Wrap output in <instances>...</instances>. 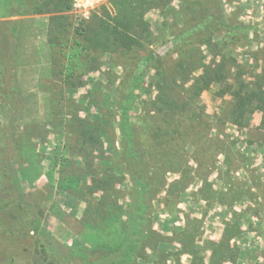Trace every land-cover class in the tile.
Masks as SVG:
<instances>
[{"label": "rangeland", "instance_id": "1", "mask_svg": "<svg viewBox=\"0 0 264 264\" xmlns=\"http://www.w3.org/2000/svg\"><path fill=\"white\" fill-rule=\"evenodd\" d=\"M8 1L0 0V23H16L9 22L12 62L10 66L0 62V150L6 144H15V179L8 168L5 191L9 195L13 190L29 195L34 206L43 211L42 228L62 249L75 255L93 235L81 222L85 202L76 193L86 185L96 190L92 197L99 199V186L91 185L109 173L119 193L117 203L122 216L130 200L131 181L119 159L118 127L119 107L126 101L123 97L129 82L128 66L136 64V59L132 56L129 60L112 51L82 50L87 45V27L94 29L97 19L107 22L114 14L111 0H71L70 11L60 14H29L34 9L29 8L33 0L20 9L10 7ZM192 3L197 15L204 8L211 9L235 33L223 30L213 35L217 46L210 49L195 41L190 43L185 50L192 51L194 58L200 57L202 66L192 70L189 77L172 80L167 86L164 81L158 84L160 78L154 64H138L143 66L137 77L139 82L133 84L125 104L135 138L146 143L148 154L175 149L177 161L184 162L188 169L183 173V177L189 174L186 188L177 199L169 197L167 190L169 184L181 178L182 171L164 172L162 181L166 185L158 194L160 202L152 203L151 227L167 237L171 236L170 227L193 234L202 258L200 264H208L211 249L205 248L206 239L211 240L208 237L214 235L216 240L210 241L214 245L220 241L225 225L239 223L240 233L228 243L238 251V257L234 262L221 264H264V131L259 128L262 113L253 112L245 123L234 124L229 115L232 97L227 88L221 90L217 83H211L197 95L193 84L203 67L223 58L234 59L244 73V83L253 81L264 69V0H171L163 9L149 10L144 19L152 33L160 29L169 35L193 17L188 12ZM15 12L24 14L10 16ZM60 22L65 23L62 31L54 33ZM58 35L61 44L67 46L64 59L54 46ZM176 59L178 53H172L164 63L178 64ZM70 72L73 76L68 78ZM235 72L232 69L230 75L227 73L224 82L231 89ZM6 75H10L9 81ZM161 94L168 99H162V103L168 101L177 108L168 111L158 101ZM172 115L184 121L174 136L167 129L175 125ZM80 127H98L101 131L91 158L92 174H87L84 156L78 150ZM184 127H191L189 130L194 132L186 134L188 129ZM158 143L161 145L156 149ZM172 157L170 153L166 159ZM166 159L163 162L170 163ZM62 175L68 177L64 182ZM167 199L173 201L170 208L166 207ZM249 222L254 226L252 233L248 231ZM27 250H14V264H31ZM148 253L150 259L141 264H174L176 254L179 264H189L193 257L182 252V245L173 239Z\"/></svg>", "mask_w": 264, "mask_h": 264}, {"label": "trees", "instance_id": "2", "mask_svg": "<svg viewBox=\"0 0 264 264\" xmlns=\"http://www.w3.org/2000/svg\"><path fill=\"white\" fill-rule=\"evenodd\" d=\"M28 0H9V6L21 8L25 6ZM71 0H33L30 1L29 14L40 13H64L71 9ZM171 0H111V6L114 14L111 17L106 13L109 21L104 22L97 19L98 23L94 29L90 26L85 30V38L87 45H83L82 50L95 49L101 51H112L124 55V58H132L135 56L136 64L128 66L129 82L125 86V98L128 101L130 90L133 84L139 82L138 74L141 71L142 65L154 64L157 74L160 78L158 84H163L164 81L167 85L171 84L172 80L178 78L189 77L191 71L202 66V59L200 57H192L190 50L185 48L193 41L199 45L206 46L208 49L213 46L216 47L217 43L213 42V35L218 32L222 33L223 30H228L235 33L233 27H228L218 19L216 13L210 9H205L200 12H193L192 5L188 8L191 16L188 20L183 22L181 28L171 31L169 35L164 34L163 30L157 29L153 32L149 28V24L144 19L145 14L151 9H163L170 3ZM198 6V4H197ZM27 13V12H25ZM21 13L15 12L10 16H18ZM24 14V13H22ZM21 14V15H22ZM61 17H58L60 19ZM9 22L15 24V21H8L0 23V62L7 63L10 66L12 62V48L13 45L10 39ZM228 23V22H227ZM65 23H58L54 27V33L62 31ZM229 24V23H228ZM225 29H222V27ZM96 29V30H95ZM57 36L55 48L58 49L57 54L63 59L66 44H61V38ZM239 35H233L237 37ZM79 45V43H76ZM155 46L152 49V46ZM72 47V46H71ZM73 48V47H72ZM71 48V49H72ZM178 53V64L167 65L164 63L172 55ZM194 54V53H193ZM70 60V59H67ZM130 60V59H129ZM175 60V61H176ZM138 64H142L138 67ZM71 65V63H70ZM7 66V65H6ZM153 66V65H152ZM8 67V66H7ZM234 59H219L213 61L211 64L202 68L201 75L195 79L194 85L198 93L204 89L207 90L211 83H217L221 86V90L227 88L230 96L232 97V105L230 110V118L234 124L245 123L248 121L253 112L262 113V121L260 129L264 131V69L254 77L253 81H243L244 73L239 71ZM235 69L233 76L234 88L224 85L227 71ZM179 70V71H178ZM181 72V73H180ZM186 73L187 75H183ZM10 76V75H9ZM9 76L6 75L7 81ZM73 76L70 72L68 78ZM9 87H6L8 90ZM169 88V87H168ZM162 90V89H160ZM162 95V96H161ZM158 99H167L165 94H161ZM126 101H122L120 105V164L123 166L125 172L129 175L131 187L129 190V202L126 205V211L122 216V211L117 203L118 191L113 185L114 180L108 175L104 176L97 183H93L91 187L99 186L101 195L99 199L92 197V193L96 190L88 189L85 185L84 188L77 194L83 202H85L84 214L81 218L82 224L86 230L93 233L92 238H87V245L81 246L77 249L75 255L62 249L56 242L54 237L50 236L41 226L43 211L37 209L34 203L30 200L29 195L20 193L13 190L12 195H9L5 190V181L8 182L7 169L11 170V176L14 177L12 171V157L13 148L15 144H6L4 150H0V261L1 264H14L15 256L14 250L21 247L23 250L30 251L31 264H75L74 260H78L79 264H141V261L147 262L150 259L148 251L156 252L157 248L163 244L176 240L182 245V252H188L192 257L189 264H200L202 258L199 257V248L195 246L193 241V234L187 231L178 232L176 229L170 227L169 235L164 236L155 231L151 227V212L152 203L160 202L158 194L162 187L166 185L163 180L164 172L168 170L182 171V176L177 181L168 185L167 192L169 197L174 199L180 197L186 188L185 178H189V174L183 177L188 169L184 162H178V154L174 150L157 151L148 154L146 151V143L135 138V128L131 127L127 119ZM162 103V102H161ZM168 111L177 108L173 103L164 101L162 103ZM195 115L192 116V118ZM173 119L174 127H167L171 135L177 134L179 128L182 127L184 121ZM196 118V116H195ZM188 129L186 134L194 131L189 130L191 127H184ZM160 131V130H159ZM101 131L98 127H80L79 135L81 137L79 143V153L84 157V164L87 169V174H92L94 164L91 158L93 152L96 150L94 145L99 141ZM161 143H158L157 148ZM177 146V145H175ZM178 149V148H177ZM170 153L173 157L166 159ZM149 156V158H147ZM155 156L160 159L156 160ZM170 161L163 162V160ZM160 160V161H159ZM103 162H105L103 160ZM168 163L170 165H168ZM14 164V163H13ZM165 167V168H164ZM14 173V174H13ZM66 175V174H65ZM68 177L61 176V182H64ZM94 180V178H93ZM12 186L15 185V180L11 181ZM162 185V186H161ZM161 186V187H160ZM6 192V193H5ZM158 200V201H157ZM165 201V200H164ZM173 201H166V207L172 205ZM125 217V220L123 218ZM250 223V222H249ZM239 223L232 225H225L223 235L220 241L214 245L206 242L205 248L211 249V257L208 264H221L224 261L234 262L238 257V251L231 249L228 245L230 239L240 233ZM248 228L251 233L254 226L250 223ZM171 237V239H170ZM6 251V258L1 259L3 252ZM65 251V252H64ZM12 252L13 256H10ZM168 257V254H166ZM175 255V263L177 256ZM163 257V256H162ZM171 257V256H170ZM166 258V256H165ZM219 262V263H217Z\"/></svg>", "mask_w": 264, "mask_h": 264}, {"label": "crops", "instance_id": "3", "mask_svg": "<svg viewBox=\"0 0 264 264\" xmlns=\"http://www.w3.org/2000/svg\"><path fill=\"white\" fill-rule=\"evenodd\" d=\"M255 117V116H254ZM208 238H210L211 240H208V239H206V242H210V241H213V240H216V237H214V235L213 236H210V237H208ZM189 262V259L187 260V263ZM184 263V262H183Z\"/></svg>", "mask_w": 264, "mask_h": 264}, {"label": "clouds", "instance_id": "4", "mask_svg": "<svg viewBox=\"0 0 264 264\" xmlns=\"http://www.w3.org/2000/svg\"><path fill=\"white\" fill-rule=\"evenodd\" d=\"M182 259H185V260H186V259H187V257H184V258H182Z\"/></svg>", "mask_w": 264, "mask_h": 264}]
</instances>
